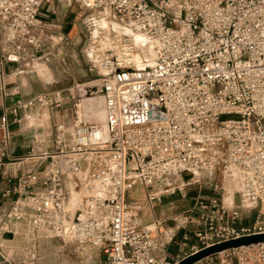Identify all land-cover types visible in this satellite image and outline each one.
Returning <instances> with one entry per match:
<instances>
[{"label":"built area","instance_id":"obj_1","mask_svg":"<svg viewBox=\"0 0 264 264\" xmlns=\"http://www.w3.org/2000/svg\"><path fill=\"white\" fill-rule=\"evenodd\" d=\"M47 1L0 0L4 96L6 65H14L15 77L49 62L38 19ZM74 1L127 32L86 67L100 77L105 124H58L52 150L41 151L34 139L35 148L19 160H12L5 135L0 169L5 158L11 170L36 163L7 178L12 185L1 198L13 199L0 223V259L11 263L17 254L7 253L10 240L4 237L14 240L24 232L96 249L105 264H177L215 244L264 233V0ZM88 41L89 50L98 52L99 41L91 34ZM144 45L151 47L154 64L137 68L133 56ZM72 98L71 92H54L18 100L0 126L9 116L19 122V111L27 118L34 106L61 108ZM213 173L237 182V206L197 198L198 221H174L178 229H193L169 257L177 230L160 232L161 223L141 227L140 208L128 194L140 187L148 201H160ZM184 174L187 181L172 183ZM251 214V222L239 225ZM195 264H264V244Z\"/></svg>","mask_w":264,"mask_h":264},{"label":"crops","instance_id":"obj_2","mask_svg":"<svg viewBox=\"0 0 264 264\" xmlns=\"http://www.w3.org/2000/svg\"><path fill=\"white\" fill-rule=\"evenodd\" d=\"M85 13L87 12L74 0H48L41 5L38 19L43 27L44 52L49 54V62L45 66L37 68L33 73L24 72L15 77L12 75L14 65L8 64L4 67L5 73L9 75L8 95L0 94V118L18 100L25 102L36 96L50 94L51 92L46 91L45 86L85 84L82 79L87 80L91 74L86 71L83 57L81 59L78 56V53H83L86 44L82 26ZM38 69L41 72H38ZM75 76L81 79L77 81L74 78ZM53 109L34 106L25 112L28 119L21 117L22 114L19 111V122H14V117L9 116L7 126L3 128L0 126V150L2 149L1 141L6 134L10 136L8 151L12 160H19L26 156L31 149H34V139L41 141V151L52 150V128L59 124ZM43 113L45 117L40 120L39 116ZM83 117L90 118L88 114ZM8 161L7 158L3 159L4 165L0 169V223L10 209L13 199L12 197L8 199L1 198V194L12 185V183L7 182V178L12 179L21 171L27 172L36 163L32 161L20 165L18 169L11 170ZM142 196L143 199H141ZM169 198L171 201L173 200V197ZM127 200L140 208L138 221L141 227L161 223L160 232L167 228L177 230V236L167 252L169 257H173L177 252L181 235L187 231L191 233L193 229L192 225L187 226L186 229H178L175 225L174 221L180 220L186 211H181L178 207L174 208L171 203L167 205L168 201L165 200L164 203L161 201H148L144 190L140 187H136L130 192ZM194 243V239L190 238L189 245ZM211 259H216V256L211 257Z\"/></svg>","mask_w":264,"mask_h":264},{"label":"rangeland","instance_id":"obj_3","mask_svg":"<svg viewBox=\"0 0 264 264\" xmlns=\"http://www.w3.org/2000/svg\"><path fill=\"white\" fill-rule=\"evenodd\" d=\"M82 26L84 29L86 44L83 48V53H78V56L81 59L83 57L86 67L88 62H91L95 59L97 60V58L102 56V52L105 47L107 48L109 41L118 39L124 34H127V32L119 25L118 22L106 17V15L102 12H93L90 14L88 12L85 13L83 16ZM90 34L92 39H97L99 41V51L96 53L90 51V46H87ZM145 48L146 45L142 46L134 54V56H136V63L140 68L147 65H144V63L140 60L142 59L143 55L141 50ZM137 58H139V60H137ZM147 58L152 59V56ZM38 72H41V70L38 69ZM90 74L91 75L89 78H86L87 80L82 79V81L85 83L83 85L58 84L55 86H45L46 91L51 93L61 92V96H69L70 92L73 94V98L69 103L65 104L61 108L53 109L54 115H56L59 120V124H64L68 127H71L79 121L95 124L98 123L97 121H93L90 118L81 116L79 112L81 100L94 97L100 99V77L96 73ZM74 78L77 81L81 79L78 76H75ZM96 101L98 103H102L101 100ZM44 115V113L41 114L39 119H44ZM57 125L58 124H56L54 127ZM187 180L188 175L184 174L182 178L173 180L172 183L179 185ZM237 190L238 184L235 180L223 178L218 173H213L211 175L203 174L201 175L200 183L186 187L180 191H176L174 195L163 197L160 201H168L167 205L171 203L174 208L178 207L179 210L186 211V213L180 219L181 222L182 220H185L184 218L190 217L189 220L191 219L192 222L195 223L198 221L199 217V211L193 209L197 198L200 197L206 199H215L217 202H226L227 204H231L230 199H232V204L235 207L238 204ZM169 197H173V200L171 201ZM141 199H143V196ZM189 210H191L192 213H190ZM253 216V214L249 216L246 215L239 222V225L248 224V222L252 221ZM4 238L10 240V242H6L7 253L10 254L13 252L14 254H17L15 257H13V261L11 263L3 262L0 259V264H105L104 257L96 249L77 248L74 245H65L60 240L48 238L41 233L34 232L26 234V232H24L21 238H15L14 240H11L12 237L9 235H6ZM16 248H18V251L15 250ZM221 257L225 256L223 255ZM232 261H234V259H232Z\"/></svg>","mask_w":264,"mask_h":264},{"label":"water","instance_id":"obj_4","mask_svg":"<svg viewBox=\"0 0 264 264\" xmlns=\"http://www.w3.org/2000/svg\"><path fill=\"white\" fill-rule=\"evenodd\" d=\"M263 244L264 233L241 236L239 238L231 239L202 249L192 255L187 256L177 264H195L204 259L216 256L227 251L249 249L251 247Z\"/></svg>","mask_w":264,"mask_h":264},{"label":"bare ground","instance_id":"obj_5","mask_svg":"<svg viewBox=\"0 0 264 264\" xmlns=\"http://www.w3.org/2000/svg\"><path fill=\"white\" fill-rule=\"evenodd\" d=\"M151 51H152V49L150 46H146L145 49L141 50V53H143V55H142V59H140V60H141V62L144 63V65L147 64L146 66H152L154 64L153 51H152V54H151ZM146 55H147V57L152 56V59L147 58ZM137 57H138V55H137ZM135 58H136V56L133 57L134 64L137 68H140L138 66V64L136 63ZM137 60H139V58H137ZM146 66H142L141 68L146 67ZM92 99L102 101L101 98L99 99V98H95V97L91 98V99L87 98V100L84 99L83 101H81L80 109H79L81 116H86L88 114L90 116V119H92L93 121H97L98 123L105 124V121H104L105 120V115H104L105 108H104L103 101H102V103L101 102L98 103L97 101L93 102ZM230 203L232 204V201Z\"/></svg>","mask_w":264,"mask_h":264}]
</instances>
